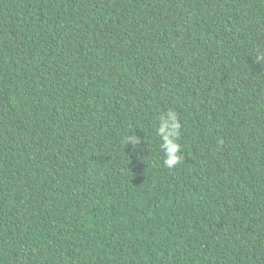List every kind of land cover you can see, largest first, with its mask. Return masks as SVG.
Wrapping results in <instances>:
<instances>
[{"label": "trees", "instance_id": "obj_1", "mask_svg": "<svg viewBox=\"0 0 264 264\" xmlns=\"http://www.w3.org/2000/svg\"><path fill=\"white\" fill-rule=\"evenodd\" d=\"M0 264H264V0H0Z\"/></svg>", "mask_w": 264, "mask_h": 264}, {"label": "clouds", "instance_id": "obj_2", "mask_svg": "<svg viewBox=\"0 0 264 264\" xmlns=\"http://www.w3.org/2000/svg\"><path fill=\"white\" fill-rule=\"evenodd\" d=\"M159 120L160 125L156 130V135L160 138V147L164 152V165L172 168L180 163L181 160V146L177 142L181 129L179 116L174 110H168L159 117ZM128 142L137 145L140 143V139L136 135H133L128 138Z\"/></svg>", "mask_w": 264, "mask_h": 264}]
</instances>
